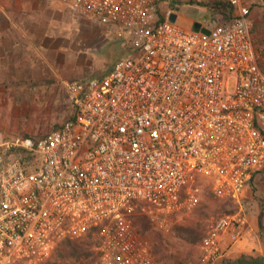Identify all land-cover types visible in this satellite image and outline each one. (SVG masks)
Instances as JSON below:
<instances>
[{
	"label": "built area",
	"instance_id": "obj_1",
	"mask_svg": "<svg viewBox=\"0 0 264 264\" xmlns=\"http://www.w3.org/2000/svg\"><path fill=\"white\" fill-rule=\"evenodd\" d=\"M45 1L119 33L131 54L100 78L64 81L71 114L55 130L0 136V264H40L87 235L97 264H159L134 219L167 228L204 191L238 208L210 223L198 261L184 264H219L223 237L252 235L240 201L264 173L252 0ZM216 3L229 9L222 21ZM183 6L208 18L183 25Z\"/></svg>",
	"mask_w": 264,
	"mask_h": 264
},
{
	"label": "rangeland",
	"instance_id": "obj_2",
	"mask_svg": "<svg viewBox=\"0 0 264 264\" xmlns=\"http://www.w3.org/2000/svg\"><path fill=\"white\" fill-rule=\"evenodd\" d=\"M27 1L0 0V14H6L9 21L18 14L38 15L40 33L48 30L47 33L53 35L47 39L41 37L39 43L47 40V47L41 44L32 53L34 74L30 77L33 78L28 82L25 79L16 87L8 86L9 99L5 103L4 112L8 131L3 132L13 133H0L5 139L23 135L38 137L55 130L70 115L66 92L53 72V69L56 70L61 65L59 61L65 62L66 75L72 72L71 80L87 81L102 77L118 60L131 54L119 33H108V28L98 22L71 14L57 2H50L56 7L52 8L42 4L37 6L36 3L27 5ZM252 2L254 29L259 39L264 33V0ZM189 10L186 6L179 8L178 16L182 18L183 25L190 18H208L200 11L189 14ZM262 67L264 70V58ZM29 74L25 72V76ZM242 198L240 203L252 224V235L241 241L243 244L236 254H228L219 264H254L255 260L264 259L263 231L259 225L261 220L264 227V210L261 215V207L264 208V175H258L245 186ZM237 208L236 203L218 199L204 191L199 205L191 211L172 215L167 228L159 227L143 215L135 218L134 223L141 236L149 242L159 264H184L198 261L200 240L210 223L218 216ZM247 243L253 245L250 252L246 251ZM93 247L94 244L84 247L90 254L78 261L69 256L68 247H62L47 264H97Z\"/></svg>",
	"mask_w": 264,
	"mask_h": 264
},
{
	"label": "crops",
	"instance_id": "obj_3",
	"mask_svg": "<svg viewBox=\"0 0 264 264\" xmlns=\"http://www.w3.org/2000/svg\"><path fill=\"white\" fill-rule=\"evenodd\" d=\"M34 3H36L37 6L42 4V6L56 8L55 5H52L49 1H45V0L27 1V5H34ZM13 17L14 18L12 19L10 18L9 21L8 20L9 17L7 18L6 14L4 15L0 14V133L1 134L13 133V132H3L7 130L4 120L5 119L4 112L6 108L5 103L9 99L8 86L16 87L21 85V83H23L25 79L28 82L30 79L33 78L30 77L31 75L34 74V72H32L33 71L32 53L34 50H37V47L41 44H43L44 47H47L48 45L47 40H43L42 43H39L41 37H43V39H47L50 37V35L51 36L53 35L52 33H47L48 30L43 31L45 33L43 32L40 33L41 23L38 15L18 14ZM26 27L28 29H26ZM106 30L108 31V33H111L108 29ZM59 62H61L60 63L61 65H59L58 69L56 70L53 69V72L57 76V81L58 82L60 81L61 86H63L64 81H68L72 79V72L66 75L65 62L62 60ZM26 71L30 73L29 76H25ZM70 114H71V107H70ZM62 122H60L58 125H60ZM23 136H28V135H23ZM261 175H264V173ZM222 240H223L222 241L223 248L228 249L227 255L236 254V252L243 244L242 242H238V241L235 243L230 241L229 236L223 237ZM252 246L253 245L251 243H247L246 251L248 252L252 251L253 250Z\"/></svg>",
	"mask_w": 264,
	"mask_h": 264
},
{
	"label": "trees",
	"instance_id": "obj_4",
	"mask_svg": "<svg viewBox=\"0 0 264 264\" xmlns=\"http://www.w3.org/2000/svg\"><path fill=\"white\" fill-rule=\"evenodd\" d=\"M219 5H221V6H219ZM228 12H229V9L224 4L216 3V5L212 6V13L213 14H220L221 15V21L225 19V14L228 13ZM263 16L261 15V17H263ZM252 34L255 36L258 49H259L261 55L264 57V33H262L261 34V38L258 39V37H257V35L255 33V29L253 27V33ZM227 201L232 202L230 200H227ZM263 210H264V208L262 206L261 207V215L263 213ZM228 212H232V211H228ZM259 222H260L259 225H260V227H261V229L263 231L262 239H264V227L262 226V221L260 220ZM90 240H92L91 236L87 235L83 239H80V240H67V241H64L60 246H58L54 250V252L50 256V258L47 261L43 262L42 264H47L62 247H68L69 248L68 254L75 261H78V260H80L82 258H86V257L89 256L90 251L87 252L86 251L87 249L84 248V247H88L90 244H93V242L90 241ZM260 261H262V260H255L253 263L254 264H259ZM16 264H24V263H16ZM246 264H252V262L251 263H246Z\"/></svg>",
	"mask_w": 264,
	"mask_h": 264
},
{
	"label": "water",
	"instance_id": "obj_5",
	"mask_svg": "<svg viewBox=\"0 0 264 264\" xmlns=\"http://www.w3.org/2000/svg\"><path fill=\"white\" fill-rule=\"evenodd\" d=\"M174 18H175V17L172 16V17H171V20L173 21ZM193 29H194V30H198V29H199V24H198V23H194V24H193Z\"/></svg>",
	"mask_w": 264,
	"mask_h": 264
}]
</instances>
